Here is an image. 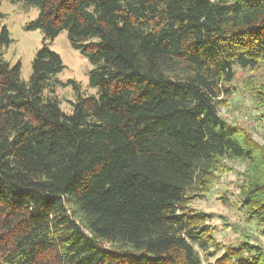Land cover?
<instances>
[{
    "label": "trees",
    "instance_id": "1",
    "mask_svg": "<svg viewBox=\"0 0 264 264\" xmlns=\"http://www.w3.org/2000/svg\"><path fill=\"white\" fill-rule=\"evenodd\" d=\"M11 1L38 8L25 29L66 32L96 94L59 81L45 45L22 80L0 12V264H264L245 229L214 256L211 215L191 205L243 160L241 207L264 237V142L219 112L234 66L264 75V0ZM249 84L264 121V79Z\"/></svg>",
    "mask_w": 264,
    "mask_h": 264
},
{
    "label": "rangeland",
    "instance_id": "2",
    "mask_svg": "<svg viewBox=\"0 0 264 264\" xmlns=\"http://www.w3.org/2000/svg\"><path fill=\"white\" fill-rule=\"evenodd\" d=\"M0 12L3 13L1 23L8 31L10 42L2 47L3 58L11 64L20 62V77L26 81L31 72V60L35 52L42 46H48L57 52L63 62V69L56 78L65 82L73 79L82 95H95L96 89L89 85L88 72L94 67L79 51L73 49L66 37V32H60L53 39H44L40 30H27L25 24L37 16L38 8L22 1L0 0ZM235 78L230 86L232 93L227 98V104L221 105L220 115L230 123L238 125L258 142H264V121L259 118L260 110L253 103L249 94V82L262 80L261 70L242 69L234 66ZM55 95L59 100L60 109L64 113L72 111L71 102L76 95L70 85L57 86ZM224 167L217 173L214 183L208 192L200 199L193 200L192 207L196 211L210 214L209 223L215 227L213 236L220 243V248L214 256H220L226 248H236L240 245L241 229H245V241L264 248V237L260 233L261 226L247 218L241 207L242 198L239 185L243 180L246 162L240 159H226ZM236 228H232V225ZM212 250V249H211ZM202 264H212L213 258L201 253Z\"/></svg>",
    "mask_w": 264,
    "mask_h": 264
}]
</instances>
